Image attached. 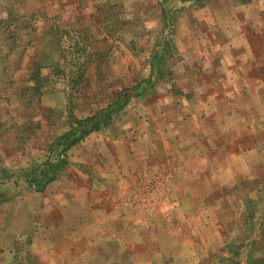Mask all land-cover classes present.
<instances>
[{"label": "rangeland", "instance_id": "1", "mask_svg": "<svg viewBox=\"0 0 264 264\" xmlns=\"http://www.w3.org/2000/svg\"><path fill=\"white\" fill-rule=\"evenodd\" d=\"M0 264H264V0H0Z\"/></svg>", "mask_w": 264, "mask_h": 264}, {"label": "crops", "instance_id": "2", "mask_svg": "<svg viewBox=\"0 0 264 264\" xmlns=\"http://www.w3.org/2000/svg\"><path fill=\"white\" fill-rule=\"evenodd\" d=\"M214 176H216V175H214ZM218 177L220 178L219 181H221V176L218 175ZM215 178H216V177H215ZM217 180H218V178H217Z\"/></svg>", "mask_w": 264, "mask_h": 264}]
</instances>
